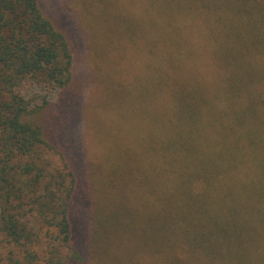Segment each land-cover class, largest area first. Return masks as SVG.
<instances>
[{"label": "trees", "instance_id": "16d2710c", "mask_svg": "<svg viewBox=\"0 0 264 264\" xmlns=\"http://www.w3.org/2000/svg\"><path fill=\"white\" fill-rule=\"evenodd\" d=\"M150 1L171 37L154 165L148 137L115 145L107 175L141 199L104 196L94 222L72 42L38 0H0V264H264V0Z\"/></svg>", "mask_w": 264, "mask_h": 264}, {"label": "rangeland", "instance_id": "374dc122", "mask_svg": "<svg viewBox=\"0 0 264 264\" xmlns=\"http://www.w3.org/2000/svg\"><path fill=\"white\" fill-rule=\"evenodd\" d=\"M38 3L42 12L70 38L74 74L84 88L80 100L82 112L78 114L77 122L79 131L73 136L75 143L79 145L83 142L85 145L84 150L77 149L79 153L76 157L79 162L84 161L86 174L92 178L94 187H91L93 190H90L88 201L97 198L94 206L92 204L87 208L94 209L95 222L101 218L104 196L124 194L125 200L133 201L131 205L141 199L136 189L138 183L133 178L128 186L131 190L123 193L119 191L120 179L115 177L112 181L107 175L109 168L113 167L110 164L112 159L116 160L119 156V159H125L130 154L129 149L117 156L113 151L115 145L142 143L140 137L135 140L136 135L148 137L144 142L149 149L140 156L144 161L137 164V173L143 171L142 167L154 165V142L151 144L154 132L151 128L157 121L154 115L160 116L168 101L162 95L155 97L152 88L158 77L169 79L167 66H160L155 56L164 54L171 43L170 21L165 14L161 19L155 16L156 12L148 7L150 0H38ZM163 59L165 61L167 56ZM198 70L200 77L203 69ZM149 87L151 93L147 90ZM55 97V94L50 96L53 100ZM142 104L149 111L144 112V117ZM140 158L138 156L134 161L141 162ZM108 181L116 187H110ZM88 182L87 178L85 184L88 185ZM124 229V226L117 227L114 231L116 238L111 239L114 246L120 247L118 243L121 246L136 244V239L126 242L125 236H120ZM96 230L93 232L95 242L99 235L102 238L105 234L97 227ZM95 248L94 245L92 250ZM137 260L138 264H142V261L148 263L150 258L146 256V260Z\"/></svg>", "mask_w": 264, "mask_h": 264}]
</instances>
